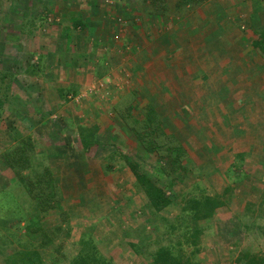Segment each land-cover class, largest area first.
Listing matches in <instances>:
<instances>
[{
  "label": "rangeland",
  "instance_id": "1",
  "mask_svg": "<svg viewBox=\"0 0 264 264\" xmlns=\"http://www.w3.org/2000/svg\"><path fill=\"white\" fill-rule=\"evenodd\" d=\"M150 1L153 8L142 6L137 0H85L88 8L96 5L93 10L84 11L93 18L89 26L84 24V28L75 31L68 23L70 18L62 22L63 17L54 15L55 11L36 9L32 0H0V72L13 76L10 99L6 110L0 112V216L6 215L20 193L4 156L19 141L28 139L40 161L52 169L64 196L57 212H51L47 219L49 225L55 226L58 215L64 213V227L70 229V237L64 233L57 236L56 246H61L64 257L56 253V259L66 263L76 257L80 250L77 243L90 235L100 255L112 259L114 264H143L144 260L135 258L128 243L138 238L153 243L156 236L151 228L140 234V220L148 217L146 200L122 157L130 158L138 165V172L158 186L168 180L161 175L160 162L146 155L132 133L115 119L138 95V102L155 105L167 133L174 135L190 155L193 173L177 182L172 191L177 196L193 190L198 195L221 194L225 188L221 175L235 162L238 151L244 155L245 181L231 192L229 206L218 210L208 224L203 223L198 264H233L243 252L264 255L263 233L255 228L245 230L243 225L251 226L253 222L264 228L258 209L264 192V77L247 71L239 83L248 88L241 95L224 96L222 85L242 74L238 66L242 65L245 50L240 47L232 59L222 57L231 59L232 67L236 66L227 75L221 71L215 75H225L228 80L224 83L208 82L204 74L219 65L222 58L201 54L192 58L194 65L190 67L183 63V57L182 62L172 58L171 65L175 66L171 67L178 73L174 81L167 77L166 63L160 58L165 84L151 83L135 65L145 58V48L150 43L143 39L146 28L137 31L136 26L161 30V0ZM230 1L238 4L237 0ZM219 9L212 7L207 13L198 8L179 11L181 20L189 15L201 20L208 14L211 32L216 34ZM173 10H166L165 14L170 16ZM132 16L136 21H130ZM230 17L222 31V36L229 38L225 40L226 47L235 46L233 41L239 42L240 34L247 28L245 24H235L234 17ZM67 27L70 47L62 54L61 48L66 45L59 36ZM87 27L95 30L91 33ZM179 63L184 66L178 68ZM133 91L136 96L131 93V97H125ZM65 93L79 96L62 104L56 97ZM119 101L122 105L115 109V116L111 109ZM228 102L233 107L226 109ZM210 109H214L216 119L209 118ZM81 123L99 129L103 146L90 156L79 152L77 128ZM37 164L34 162V166ZM29 173L24 171L23 176ZM178 212L179 208L171 207L163 216L173 219ZM9 233L12 231L0 227L1 235ZM150 247L152 251L156 246Z\"/></svg>",
  "mask_w": 264,
  "mask_h": 264
},
{
  "label": "trees",
  "instance_id": "2",
  "mask_svg": "<svg viewBox=\"0 0 264 264\" xmlns=\"http://www.w3.org/2000/svg\"><path fill=\"white\" fill-rule=\"evenodd\" d=\"M83 25V22L73 21L72 29H82ZM246 33L250 38L249 47L264 64V30L255 31L249 28ZM12 77L0 72L1 113L6 110V103L10 99ZM131 93L135 95L134 91L127 92L125 97H131ZM58 96L68 103V100L71 102L79 93ZM138 99V95L134 100L132 98L127 104L129 108L123 107L117 115L119 117L115 119L125 126L127 132L132 133L146 155L160 162L161 175L168 181L161 187L158 186L149 176L138 172V165L130 158L122 157L146 200L148 217L140 220L143 225L140 234H145L151 228L153 236H156L153 243L145 238H138L136 242L128 243V246L135 258L144 260L143 264H198L201 238L204 235L203 223L208 224L215 218L218 210L228 207L231 192H236L238 186L245 181L247 174L244 155L238 151L233 158L235 162L221 175L225 187L221 194L212 197L205 193L198 195L193 190L177 196L172 192L177 182L185 180L193 173L194 166L191 165L190 155L174 135L167 133L155 110L138 102ZM120 105L122 101L111 109L115 116V109ZM77 134L79 152L86 156L103 146L96 126L90 128L81 123ZM34 149L30 140L22 139L12 152L4 156L7 166L14 172L13 184L19 188L20 193L19 197H14L17 200L5 212L6 215L0 216V227L12 231L9 236L0 234L2 264H114L112 259L100 255L90 235L88 239L84 236L77 243L80 250L76 257L66 263L56 259V253L64 257L60 252L61 246H56L57 236L64 233L66 238L70 237V229L64 227V213L58 215L59 220L55 226L49 225L47 219L51 212H57L64 202V196L54 179L52 169L40 161ZM34 162L38 164L34 166ZM24 171H30L29 175L23 176ZM229 184L235 186L234 189ZM1 190L5 192V188ZM171 207L179 208V212L175 218L168 219L163 213ZM258 209L264 219V192L260 195ZM243 225L245 230L255 228L264 235V228L256 226V223L252 222L251 226ZM151 245L156 246L152 251ZM233 264H264V255L243 252L235 258Z\"/></svg>",
  "mask_w": 264,
  "mask_h": 264
},
{
  "label": "crops",
  "instance_id": "3",
  "mask_svg": "<svg viewBox=\"0 0 264 264\" xmlns=\"http://www.w3.org/2000/svg\"><path fill=\"white\" fill-rule=\"evenodd\" d=\"M14 1L16 2V0ZM32 1H34V7L36 9H43L45 10V12L48 9L51 10L49 11L50 13H53V11H55L54 15L57 16L58 14L63 17L62 22L66 21L67 18H70L69 21H71V23L68 21L69 25H72L73 21H78L83 22L85 25L89 26L93 16L89 13L85 15L84 11L86 9L93 10L96 7V5H90L88 8L85 4V0ZM237 1L238 4H235L230 0H161V3H159L161 4V30H159L158 28H147L146 26H136L137 31L140 30V27L146 28V31L143 34V39H145L146 43H148L147 41H150L151 44L148 43L149 46L145 48V58H143L140 62H136L135 65H137L138 69H141V73L147 74V77L151 81V83L157 82L162 86L165 83L164 81H162L163 78H161L162 73L160 67L164 64H161L160 58H162L166 63L165 69L167 72V77L174 81L176 79V74H178L175 73L174 67L173 69L171 67L175 66L174 64L171 65L174 58L176 60L180 59L182 62L183 57V60L185 59L183 63L186 62L185 64H188V66L190 67L194 65V62H192V58H195L197 56L201 57L202 55L206 57H215L216 59L228 56L232 59L235 54L237 55L240 47H243L245 52L241 57L243 58L242 65L238 66V70L242 74H237V78L235 77L234 79H232V81L230 80L224 83L225 80H228L226 79L225 75H227V73L230 72L231 69L236 68V66L232 67V61L228 58L227 60H224L222 58L221 61H219V65H217L216 67L208 68L204 72V74L206 75L205 77L208 78V82H212L214 80L215 83H221L223 81L222 83H224V85H222V87L224 96H236L239 94L241 95L243 93V90L248 88L246 84L239 83V79L243 77L242 75H244L245 72L248 71V73L252 74L253 76L257 74L261 77H264V64L259 60L257 55L249 47L250 38L246 33V30L249 28L255 31L264 30V24H262L264 11L260 10L263 9L262 7H264V2L260 3L259 0ZM139 2L140 5L145 7L149 6V8H151L153 6L150 0H146L144 2L137 0V3ZM91 3H94V1H91ZM128 4L129 3H126V5ZM212 7L216 9L220 8L218 11H216V25H219L216 29L218 31L216 34L211 32V25L209 23L211 22V19L209 18L208 14L204 15L201 20H199L197 17H193L192 15H189L187 19L181 20V11H179L180 8H185L186 10L198 8L204 10L207 13V10H211ZM169 9H174L173 14L167 16L168 14H165V11ZM228 12H231L232 14H228ZM242 13L243 15L240 16V14ZM256 13L260 14L257 15ZM231 15L234 17L233 19L235 24H245L247 28H245V32L243 31L240 34L241 36L239 42H237L236 40L233 41L235 43V46L233 45V47H226L225 40H229V38L227 39L226 37H224L225 35L222 36V31L225 29L224 27L226 26V24L230 22ZM129 16L131 15L129 14ZM255 18H257V20ZM131 19V22H133V20L136 21L133 16L131 17ZM86 29H88L87 31H90L92 33V29L94 28L87 27ZM68 30L69 29L67 27L65 29H62L60 32L59 39L65 42L66 45L64 46L65 49L61 48L62 54H65L69 51L68 47H70V35L66 36V32H68ZM202 48L204 49L202 50ZM183 63H179L177 65L178 68H182V66H184ZM177 66L175 67V69L180 71ZM156 69H158L159 72H156ZM220 71L222 74L226 72L227 73L223 77H215V75L219 74ZM159 73H161V75ZM244 77L246 78L247 76ZM166 85L171 86L169 83H167ZM63 88L66 89L65 86ZM56 100L61 102L62 104H66L64 100L59 96L56 97ZM117 103H114V105ZM142 103L145 106L152 107L159 116L160 120H162V117L157 111L155 105L152 106L145 101H142ZM239 104L240 103H238L237 105ZM56 105L58 106L59 104L56 103ZM226 106V109H228L231 108V106L233 107V104L228 102ZM209 111V118L216 119L214 109H210ZM223 120L224 119H221V121Z\"/></svg>",
  "mask_w": 264,
  "mask_h": 264
}]
</instances>
